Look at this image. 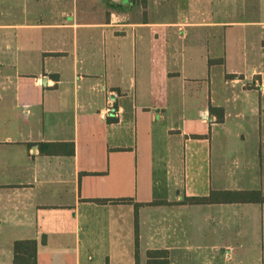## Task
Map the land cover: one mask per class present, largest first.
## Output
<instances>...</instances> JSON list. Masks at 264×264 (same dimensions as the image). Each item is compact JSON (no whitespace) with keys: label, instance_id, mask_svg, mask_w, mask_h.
Returning <instances> with one entry per match:
<instances>
[{"label":"crops","instance_id":"1","mask_svg":"<svg viewBox=\"0 0 264 264\" xmlns=\"http://www.w3.org/2000/svg\"><path fill=\"white\" fill-rule=\"evenodd\" d=\"M263 115L264 0H0V264H264V202H183L264 194Z\"/></svg>","mask_w":264,"mask_h":264},{"label":"trees","instance_id":"2","mask_svg":"<svg viewBox=\"0 0 264 264\" xmlns=\"http://www.w3.org/2000/svg\"><path fill=\"white\" fill-rule=\"evenodd\" d=\"M211 110L217 115L218 121L225 118L223 107H211ZM72 150L74 151L73 143ZM58 143H40L41 149L44 145H57ZM44 150V148H43ZM99 202L111 201L106 198L96 199ZM130 198L114 199V201H130ZM264 202V194L259 189L254 190H211L210 194L205 196H186L184 203L189 204H206L219 202ZM165 203V201H153V203ZM139 203H136L138 206ZM46 241L45 236L43 242ZM37 239H19L14 242V264H37ZM148 264H169V253L167 249H150L147 252Z\"/></svg>","mask_w":264,"mask_h":264},{"label":"rangeland","instance_id":"3","mask_svg":"<svg viewBox=\"0 0 264 264\" xmlns=\"http://www.w3.org/2000/svg\"><path fill=\"white\" fill-rule=\"evenodd\" d=\"M251 14H253V13H251ZM235 15H236V13H235ZM239 15H240V12H239ZM248 119H250V121L243 122L244 126L246 127V128H244V133L246 134V137H247V144L251 143L252 147H253V143L255 141L254 140V136L255 135H254V133L252 131V129H253V126H252V123H253L252 114L248 115ZM255 119H257V118L255 117ZM258 122L259 121H257V124H258ZM262 122H263V126H262V139H261V143H262V151H261V153L264 155V115H263V121ZM263 159H264V156H263Z\"/></svg>","mask_w":264,"mask_h":264}]
</instances>
